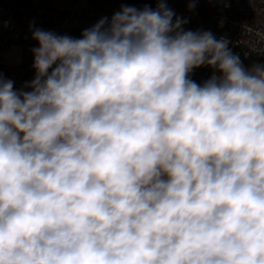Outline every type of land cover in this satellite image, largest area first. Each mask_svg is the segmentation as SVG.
Wrapping results in <instances>:
<instances>
[{
	"label": "clouds",
	"instance_id": "9594fccd",
	"mask_svg": "<svg viewBox=\"0 0 264 264\" xmlns=\"http://www.w3.org/2000/svg\"><path fill=\"white\" fill-rule=\"evenodd\" d=\"M173 17L37 28L0 74V264H264V64Z\"/></svg>",
	"mask_w": 264,
	"mask_h": 264
},
{
	"label": "built area",
	"instance_id": "2783aa9c",
	"mask_svg": "<svg viewBox=\"0 0 264 264\" xmlns=\"http://www.w3.org/2000/svg\"><path fill=\"white\" fill-rule=\"evenodd\" d=\"M27 5L29 9L20 5L10 12L9 18L0 19V74L14 81L16 90L24 88L35 76L32 49L39 45L32 38L33 30L80 38L83 30L103 17L110 19L115 11L114 6L95 7L88 0H29ZM166 6L174 12V20H187L185 31H210L216 39H227L229 49L240 57L246 70L254 64H264V42L255 35L257 30H264V0H208L205 13H196L187 2L179 5L177 0ZM15 48L20 49V59L10 64L5 57ZM214 71L202 66L193 69L189 78L202 85Z\"/></svg>",
	"mask_w": 264,
	"mask_h": 264
},
{
	"label": "trees",
	"instance_id": "16d2710c",
	"mask_svg": "<svg viewBox=\"0 0 264 264\" xmlns=\"http://www.w3.org/2000/svg\"><path fill=\"white\" fill-rule=\"evenodd\" d=\"M92 6L101 7L104 5L114 6V14L120 11L123 7H134L138 10H142L145 7L155 10L157 8V0H88ZM171 0H164L168 3ZM29 0H0V8L8 9L10 12L15 8L23 5L25 8L29 9L27 5ZM180 5L182 2H187L189 0H177ZM196 13H205L208 9V0H196L194 8H191Z\"/></svg>",
	"mask_w": 264,
	"mask_h": 264
},
{
	"label": "rangeland",
	"instance_id": "374dc122",
	"mask_svg": "<svg viewBox=\"0 0 264 264\" xmlns=\"http://www.w3.org/2000/svg\"><path fill=\"white\" fill-rule=\"evenodd\" d=\"M10 11L5 8H0V19L9 18ZM20 49L15 48L9 55L5 57V61L10 64H16L18 63L20 59Z\"/></svg>",
	"mask_w": 264,
	"mask_h": 264
}]
</instances>
